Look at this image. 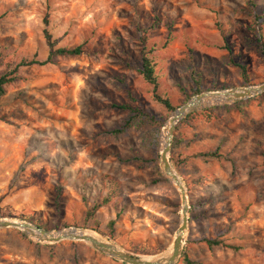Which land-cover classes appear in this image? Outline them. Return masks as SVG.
<instances>
[{
  "label": "rangeland",
  "instance_id": "374dc122",
  "mask_svg": "<svg viewBox=\"0 0 264 264\" xmlns=\"http://www.w3.org/2000/svg\"><path fill=\"white\" fill-rule=\"evenodd\" d=\"M255 5L264 20V0ZM251 11L247 0H0V76L15 70L0 96V216L26 215L51 231L75 228L144 258L167 250L180 225V197L161 174L159 153L174 111L153 100L139 74L138 38L157 17L148 41L158 45L159 93L177 109L186 102L180 87L196 95L191 72L202 75L203 92L243 87L229 56L247 66L250 85L264 83ZM45 16L57 46H82V54L16 68L22 60L46 61ZM169 28L175 38L161 49ZM241 102L187 116L173 131L178 142L169 158L189 203L176 264L183 256L264 264V94ZM113 104L158 123L136 121L112 135L130 116ZM214 151L218 159L192 158ZM202 239L233 248L209 249ZM0 264L121 263L84 243L41 244L9 228L0 229Z\"/></svg>",
  "mask_w": 264,
  "mask_h": 264
},
{
  "label": "water",
  "instance_id": "95a60500",
  "mask_svg": "<svg viewBox=\"0 0 264 264\" xmlns=\"http://www.w3.org/2000/svg\"><path fill=\"white\" fill-rule=\"evenodd\" d=\"M262 94H264V83L259 85L223 89L219 91H207L192 96L183 105L174 110L166 123V125L169 123L170 126L168 129L167 142L159 153V166L161 174L175 186L179 193L181 220L169 248L158 255L150 256L152 257L151 259H145L144 257L128 253L114 242H111L103 237L102 238L105 240L104 242L96 240L95 238L82 233L85 231L75 228L62 229L65 231H51L39 228L31 223L17 220L15 218H0V229L10 228L19 230L34 241L41 244L55 245L62 242L84 243L95 252L120 262L121 264H176L183 251L189 213V203L186 189L169 160L171 141L176 125L193 113L200 112L211 107L232 105ZM209 102L212 104L208 105ZM30 231L37 234V237H34Z\"/></svg>",
  "mask_w": 264,
  "mask_h": 264
},
{
  "label": "trees",
  "instance_id": "16d2710c",
  "mask_svg": "<svg viewBox=\"0 0 264 264\" xmlns=\"http://www.w3.org/2000/svg\"><path fill=\"white\" fill-rule=\"evenodd\" d=\"M256 1H258V0H247V4L252 9L251 15L253 17V31L257 35L253 44L256 46V48H257V50H258V52H259V54L262 57V60L264 62V35L261 34L262 27L264 24V20H263V17L257 15V13L255 11L256 10V5H255ZM156 18H154V20H155L154 23H151L150 25H145L143 27L142 32L138 38V41L140 44V58H139V68L138 69H139V74L143 78L144 82L147 85H149L151 88L153 100L160 103L167 110V112L172 113L176 109V107H174L172 105L169 96L166 94H160L159 93V88H160V84L158 81L159 78L156 74V64H155L153 57H152V54L157 49L158 45L155 43L151 44L148 41V33L150 31H153L154 29H156L158 26V19H156ZM43 25L45 27L43 29V38L45 40V44H46V47L48 50V56H47L46 61L41 62V61H38L36 59H32L29 61L22 60L16 68L45 66V65L51 63V59L53 57L79 56L82 54V46H76L74 48H64V47H58L57 46V41L53 39L52 33L47 29V27H48L47 16H45L43 18ZM174 38L175 37L173 36L172 30L169 28L167 30L165 40L161 45V49L167 48L168 45L174 40ZM228 52L230 54V51H228ZM230 57L231 56H229L230 64L239 70V76L242 80V86H249L250 82L248 79L247 66L244 63H235ZM14 72H15V70L12 71V73L0 76V96H2L4 94L3 87L6 84H8L14 80V77H12V74H14ZM191 79H192V83L194 85V90L192 91V93L193 94L202 93L203 92L201 89L202 75L200 73H197V72H191ZM179 90L183 94L185 101H187L190 98V95H188L185 92V90L181 87L179 88ZM244 103L245 102L235 103L232 105V107L239 109L240 106L243 105ZM111 108L118 109L121 111H128L130 113L129 118L127 120H125L123 122V124L118 129H115V130L110 132V134H112V135H118V134L123 133L127 129L131 128L136 121H138V122L152 121V122L158 123V121L154 117H152L148 113H146L143 110L138 109V108H131L128 105L118 106V105H114V104L111 105ZM214 109L215 108L204 110V111L199 112V113H193V114L189 115L185 120H190L199 114L210 115V114H212V110H214ZM176 142H178V141L175 138H173L172 144H171V149L174 148V146L176 145ZM192 158L218 159L219 156L214 151V152H207V153H197V154L192 155ZM170 163L173 165V167H175V168L178 167V164L176 162H174L173 159H171V158H170ZM101 181H102V184H104L106 186V188L109 190V192H112L113 183L111 181H109L108 179L106 181L104 179H102ZM155 182H159V181H155ZM56 191H57V196L55 198V203L57 202V200L59 198L58 196L60 194L59 193L60 191H58V189H56ZM108 201H109V196L107 195L106 198L103 199V204L107 203ZM57 205L58 204H56V206ZM97 208H99L98 205L94 206L93 210L88 213L86 218L91 217L93 212ZM13 214L10 212H7L5 214H2L0 216V218H5V217L15 218V219H19V220L31 223V224L39 227V228L47 229L44 226H41V225L35 223L32 220V218L29 216H26V215L15 216ZM112 225H113V223L111 222L109 224V229H110L109 236H111V234H112ZM66 227L67 226H65L63 228H66ZM199 242L205 244L209 249H212L215 246L228 247V246L224 245L222 243V241H218V240L202 239ZM228 248H233V247H228ZM183 262H184V264H201V263L189 260L186 256H183Z\"/></svg>",
  "mask_w": 264,
  "mask_h": 264
},
{
  "label": "bare ground",
  "instance_id": "6f19581e",
  "mask_svg": "<svg viewBox=\"0 0 264 264\" xmlns=\"http://www.w3.org/2000/svg\"><path fill=\"white\" fill-rule=\"evenodd\" d=\"M212 103H208V105H211ZM169 126H170V124L168 123V125H167V128H166V130H165V133H164V137H163V143H162V148H163V146L166 144V142H167V137H168V129H169ZM70 230V229H69ZM62 231H65V230H62ZM30 233H32L33 235H34V237H37V234H35V233H33V232H31L30 231ZM83 234H85V235H88V236H91V237H93V238H95L96 240H99V241H103V240H101V239H99V238H97V237H95V236H93V235H89V234H87V233H85V232H82ZM185 235V234H184ZM105 241V240H104ZM103 241V242H104ZM152 258V257H151ZM151 258H145V259H151Z\"/></svg>",
  "mask_w": 264,
  "mask_h": 264
},
{
  "label": "crops",
  "instance_id": "0c3cea01",
  "mask_svg": "<svg viewBox=\"0 0 264 264\" xmlns=\"http://www.w3.org/2000/svg\"><path fill=\"white\" fill-rule=\"evenodd\" d=\"M240 87V86H239Z\"/></svg>",
  "mask_w": 264,
  "mask_h": 264
}]
</instances>
